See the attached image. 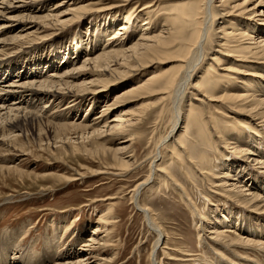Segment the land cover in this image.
Masks as SVG:
<instances>
[{"label": "bare ground", "instance_id": "1", "mask_svg": "<svg viewBox=\"0 0 264 264\" xmlns=\"http://www.w3.org/2000/svg\"><path fill=\"white\" fill-rule=\"evenodd\" d=\"M48 1L50 0H0V173L4 171L6 162L8 171H11V169L18 171L17 168L19 166H9L11 164L9 160L20 157L25 159L24 156L29 154L24 143L21 142L20 137L23 133H25L26 137H28V133L33 135L35 137L34 140L40 146L44 145L42 144L44 141L48 146L58 144L67 146L71 143L73 134L75 136L82 135L84 137L82 141L85 140V137L87 139H102L105 145L113 141L117 145L116 148L112 149L115 158L119 161L120 159L122 160L120 163L123 167L131 168L135 161V150H131V147L126 144L130 142L127 131L135 128L140 121L146 118L144 114L135 115V117L124 111L122 113L119 107L127 99H132V102H136V100H145L157 92L166 91L163 93L171 95L172 126L151 157L148 178L137 183L133 188L132 194V202L144 214L148 226L157 234V239L151 252V261L152 264H160L155 249L157 245L163 243L162 239L166 235L164 229L153 217L150 208L144 206L145 204H140V193L145 187L154 182L158 174L164 173V171L160 170L157 161L162 159L160 148L166 143L165 141H169L172 138L174 140V136L178 131L179 137L184 136L188 129V126H185L184 133H180L182 123L186 120L181 105L187 93L189 95L188 91L192 89L193 92H197H191V95L187 98L189 100L188 113L191 114L201 109L202 112L201 110L200 112L203 117L205 116L204 114L208 115V117H205L209 120L202 119L207 125L211 123L210 119H212L209 114L211 113L213 116L214 113L209 112L205 108V100L201 97L208 98V96H213V93L217 90L220 92L218 99H222L223 92L226 91L224 102L247 105L241 108L238 114L242 117H249V119L254 121L255 131L250 130V132L255 137H258L259 141L250 137L252 134H248L244 129L242 130L246 125H239L241 131L235 137L230 136L231 139H227L231 140V142L227 140L223 142L227 152L226 156L235 154L238 157L225 165V171L222 170L219 173L221 176L217 180L220 184H216L217 186L223 185L226 189L225 191L229 194H220L227 205L221 208L220 215H215L211 220L213 226L207 228L201 220L198 228H200L199 232H202V234L200 233L198 240L200 245L209 246V248L211 247L214 250L222 261L221 264H229L224 261L225 258L221 257L224 247L244 249L246 247L251 249L253 253L255 249L263 252L264 223H261V221L264 220V185H258L256 179L262 178L264 181V128L257 129L261 126L264 127V27H262L264 26V0L183 1L179 17L175 15L176 18L174 19H163L164 23L161 26L159 20L153 21L151 19L147 10L141 9L135 15L134 9L131 8L125 14L123 13V18L121 17L124 22L121 21L119 25L115 26L113 24L111 26L114 28L108 36L106 44L96 50L85 51L86 56L83 60L80 59L77 62H73V60L67 61L62 68H59V65H55L54 69H51L52 72H46L42 69L40 71L39 68H34L33 71L28 70V72L27 70H22V64L25 62L27 55L35 54L50 47L49 45L53 46L54 38L57 35L56 32L60 27H65L73 21H76L75 24L77 22L81 23V19L86 20L89 16L94 15L87 10V5L84 4L64 9L69 2L68 0H57L54 6L46 11ZM75 1L73 0L70 4H75ZM152 1H147L150 3L147 7L152 6ZM217 2H219L218 7L223 12L222 24L220 26L216 24L218 26H216L217 30L220 29L216 41L218 42L217 46L220 48L215 50L217 55L214 54L211 58L212 62L209 63L208 76H203L200 80L198 75L199 73H204L205 69L204 65H201L205 59V41L211 30L215 28L214 7ZM81 3H83V0ZM125 4L122 1H118V5L113 6L114 8L112 7V9H115L114 12L110 9L105 13H109L108 15L115 14L117 16L116 22H118V16H121L120 13L122 9H125L123 7ZM79 10L81 12L78 16V13L75 12ZM108 19L101 20L100 28L105 27L104 24L108 23ZM139 19L143 23L135 29H133L134 27L130 28V25L139 21ZM191 24H194V26H191ZM190 27L192 28L190 29ZM46 30L52 31L51 35L49 32L42 35ZM82 42L84 41L81 36V40L76 42L77 47L81 46ZM96 43L97 46H100L98 42ZM239 48L246 49L252 58L257 60L252 63H242L243 65L236 64V62H245V60H242L244 55L238 54V57L231 55V52L237 53L240 51ZM140 49L151 50L155 53L151 57L148 54L141 53ZM98 50L101 51L96 53ZM161 54H172L173 61L176 64L167 69L157 67L154 71L149 72L148 76L132 83L123 90L121 89L122 91L120 88L117 89L121 93L117 92L118 94H115L114 92L113 98L105 101L101 110L98 111L99 114L97 116L93 115L94 117L89 120V123L82 121L88 118L87 116H84L83 119L74 116L78 113L74 114V110L80 107L83 101L91 99L90 103H92L94 100L106 98L111 91H114L113 86L117 83H125L127 82L126 80L130 79L134 81L141 77L149 67L157 63L154 56ZM218 56H223L229 60V68L237 67L240 70L243 67H251L254 71L253 74L243 75L249 76L248 78L237 77V81L238 79L243 81L239 86V90H232L234 88L233 85L237 84L236 80H230L226 84L213 71V66L221 63V57ZM125 57L130 59L129 62L124 61ZM32 61V59H29V63ZM244 73H247V71L245 70ZM85 74L96 75L97 80L78 83L81 76ZM211 77H217V80L211 84H206L205 82H208ZM196 79L199 80L194 83ZM157 100L159 99H156V103H158ZM49 102H52V105L48 107ZM224 102H222L223 105L226 104ZM152 103L155 102L153 101ZM142 107L143 110L142 108L141 110L143 112L146 108ZM225 107L230 108L228 105H225ZM256 120H259L260 123ZM113 136H117L118 141H116V138L113 140ZM82 137L80 136V138ZM120 141H123L122 145ZM175 143L177 144L178 142ZM182 153H186V151L181 150L180 153L173 154L170 161L174 160L175 157L182 156ZM161 163L165 165L166 161ZM192 164L195 165L197 171H200L196 164L193 162ZM19 172L22 174L21 170ZM200 174L202 181L208 184V172L202 171ZM254 179L255 182L252 181ZM210 191L212 192V190ZM180 193H185L183 188L180 189ZM240 198L244 201V206L238 204ZM185 199V205L191 207L193 216L198 217L200 220L201 213L193 205L190 197L186 196ZM236 207L240 209L237 212L235 211ZM249 207L252 208L251 212ZM241 210L248 211L247 215L242 216ZM110 211H112L111 208ZM108 215L109 212L101 213V220L105 224L109 223L111 219H108ZM230 225L237 230L239 229L237 238L233 239L232 237L233 240L230 237L223 239V235L227 237L226 233L235 232V229H228V227H232ZM205 229H211L209 234L214 235L213 241H221L223 244L211 243L205 234ZM92 231V234L81 244L83 247L76 249L69 244L70 247L64 250L67 244L65 240H62L63 237L61 238L59 235L45 236L43 241L45 251L41 253L32 249L31 244L28 246L23 244V239L29 234L25 227L22 228L21 232L14 230L3 231L4 233L0 234V264H106L107 258H101V254L92 248L98 239L96 236L102 232L100 225L97 224V226L92 228ZM20 233L22 239L15 242L13 248L8 249L9 246L7 244L18 240L17 237ZM16 235L17 237L13 238ZM54 245H56V248H54ZM218 253L221 255H218ZM205 259L201 258L199 260L202 264H207ZM97 260L103 261V263ZM255 264H264V260H257Z\"/></svg>", "mask_w": 264, "mask_h": 264}, {"label": "rangeland", "instance_id": "2", "mask_svg": "<svg viewBox=\"0 0 264 264\" xmlns=\"http://www.w3.org/2000/svg\"><path fill=\"white\" fill-rule=\"evenodd\" d=\"M68 1L64 9L84 4L87 5V10L94 15L89 16L86 20L81 19V23L77 22L75 24L76 21H73L65 27H60L56 32L57 35L54 38L53 46L49 45L50 47L40 50L35 54H26L22 70L33 71L34 68H39L40 71L52 72L55 65H59V68H62L67 61L73 60V62H77L80 59L83 60L87 51L96 50L106 44V40L114 28L111 26L113 24L115 26L119 25V22L123 18L122 15L128 9H134L135 15L141 9L147 10L151 19L153 21L159 20L161 26L164 23L163 19L179 17V12L182 8L181 4L187 0H153L152 6L149 7H147L150 4L147 2L148 0H83V3H81L82 0H76L75 4H70L73 0ZM118 1L126 4L123 5L125 9H122L121 16H118L119 21L116 22L117 16L115 14L108 15L109 13L105 12L112 9L113 6L118 5ZM56 2L57 0L48 1L46 11L52 8ZM218 5L219 2L214 7V26L216 30L213 28L205 41V59L201 64L204 65L205 69L204 73H199L198 75L200 76V80L203 76H208L207 72H209L210 68L209 63L212 62L211 58L214 54L217 55L215 50L220 48L217 46L218 42H216L219 35L218 31L220 30H217V27L222 24L223 12H221ZM112 10L114 12L115 9ZM80 12L79 10L75 13H78L79 16ZM105 18H109L107 20L108 23L104 24V28H100V22L102 19L105 20ZM142 23V20L139 19L133 25L131 24L132 27L130 25V28L134 27L133 29H135ZM191 26H194V24H191ZM48 32L50 34L52 31L46 30L42 35ZM81 36L84 42L80 43L82 47H77L76 42L81 40ZM96 42L100 46H97ZM239 50L237 53L231 52V55L236 57H238V54L244 55V57H241L245 62H236V64L243 65L242 63H252L254 60H257L252 58L246 49L239 48ZM100 51L98 50L96 53ZM140 52L150 56L155 53L151 50L145 51L144 49H140ZM172 56V54L154 56L157 63L149 67L141 77L134 81L130 79L126 80L127 82L124 81L125 83H117L113 86L114 91H111L106 98L94 100L92 103H90L91 99L83 101L80 107L74 110V114L78 112L74 116L79 119L87 116L88 118L82 121L89 123V120L99 114L98 111L101 110L105 101L111 100L114 92L115 94L119 92L117 89L123 90L132 83L148 76L149 72L154 71L157 67L167 69L174 66L176 63L173 61ZM218 57H221V63L213 66V71L226 84L230 80H236L238 85L234 84L232 90H239L240 84L243 83L241 79L237 81V77L254 73L251 67H243L240 70L237 67L229 68V60L223 56ZM29 59L33 61L29 63ZM129 60L127 57L124 59L125 62H129ZM233 63L235 64V62ZM244 69L247 73H244ZM257 71L261 72L260 70ZM243 77L248 78L249 76ZM92 80H97L96 75L85 74L81 76L78 83ZM197 80L199 79L194 80V83ZM216 80L217 77H211L205 83L211 84ZM163 92L166 91L153 94L155 98L151 96L145 100H136V102H132V99H127L119 107L122 113L132 114L130 116L144 114L146 118L140 121L135 128L127 131L130 142L126 144L131 147V150H135V161L131 168L123 167L120 163L122 160L120 159L119 161L115 158L112 149L116 148L117 145L113 141L106 143V145L102 139H87L85 137V140L82 141L84 139L82 135L75 136L73 134L71 136V143L67 146H60L59 144L55 145L56 147L54 145L48 146L45 141L42 143L44 145L40 146L34 140L35 137L33 135H29L28 133V137H26L25 133H23L20 137L21 142L24 143L29 154L24 156L25 159L20 157L9 160L11 162L9 166H19L17 168L18 171H14V169L8 171L6 169L8 165L6 162L4 171L0 173V234H3L6 230L21 232L22 228L25 227L29 234L23 239V244L27 246L31 244L32 249L38 250L41 253L45 251V247L43 246L45 236L59 235L61 238L63 237L62 240H65L67 244L64 250L70 247L69 244L74 249L83 247L81 244L92 234V228L98 224L102 232L96 236L98 239L92 248L101 254V258H107L106 264H152L151 252L157 239V234L148 226L144 214L132 202V194L135 185L148 178L151 157L156 152L158 144L168 134L172 126L171 95ZM188 92L189 95L187 93L181 105L186 120L182 123L180 133H184L185 126H188V129L185 135L181 136L182 138L179 137V131L176 132L174 140L172 138L169 141H165L166 143L160 148L162 159L158 160L157 163L160 170L164 171V173L158 174L157 178H155L156 181L154 180L153 183L141 191L139 202L150 208L153 217L164 229L166 236L162 239L163 243L157 245L155 249L160 264H202L199 259H205V257L208 259H205V263L207 264H221L222 261L211 247L199 244L198 236L200 237V233L202 234V232H199L200 228L198 226L200 227L201 220L207 228L213 226L211 220L215 215H220L221 208L227 205L221 195L229 194L225 191L226 189L223 185L217 186L216 184H220L217 180L221 176L219 173L222 170L225 171V165L238 157L235 154L226 156L227 152L225 151L223 142L230 138V136L235 137L241 131L239 125H246L242 130L244 129L248 134H252L250 137L256 138L257 141H259V138L250 132V130L255 131L254 121L249 119V117H242L238 114V111H241V108L247 105L224 102L226 91L223 92L222 99H218L220 92L217 90L213 93V96H208V98L198 96L205 100V108L209 112L214 113V118L211 113H208L212 117L210 119L211 123H209L212 125H207L204 122L205 119H209L206 118L208 117L206 114H204L206 117L202 116L201 109V112L198 109L191 114L188 113L189 100L187 98L191 95V92L197 93L196 91L193 92L192 89ZM156 99H159L157 100L158 103H156ZM153 101L155 103H152ZM222 102L226 104L223 105ZM48 104L49 107L52 105V102ZM225 105H228L230 108L225 107ZM142 106L146 108L143 112ZM256 121L260 123L259 120ZM260 128L264 127L261 126L257 129ZM112 138L113 140L116 138V141H118L117 136H113ZM227 141L231 142V140ZM120 142H122V145L123 141ZM175 142L178 143L176 144ZM181 150L186 151V153H182L183 155L178 158L174 156L175 159L170 161L172 155L180 153ZM162 161H166V164L163 165ZM191 161L197 165L200 171H197V168H195V165ZM164 166L165 168H163ZM19 170L22 171V174ZM202 171L208 172V184L202 181L200 174ZM259 180L256 179L258 185H264L262 178H259ZM252 181L255 182V179ZM181 188L184 189V194L180 193ZM185 195L190 197L193 205L201 213L200 220L198 217L193 216L192 208L185 205ZM238 204L244 206L245 203L240 198ZM109 207L112 211H110ZM238 209L236 207L235 211L237 212ZM249 209L251 212L252 208L249 207ZM241 211L242 216L248 213L246 210ZM102 212H109L108 219L111 218L109 223L105 224L101 220ZM250 215L253 216L252 213ZM261 223H264V220ZM228 229L234 230L235 227H228ZM210 230H204L208 236V240L211 243H218V245L220 243L221 245V241L215 242V240H212L214 235L209 234ZM238 231L239 229H235L234 233L228 232L226 233L227 237L223 235L222 238L227 239L230 237L232 239L233 237V239H236ZM16 237L17 235L13 238ZM17 239L12 241L13 243L9 242L7 244L9 246L8 249L13 248L14 243L22 239L21 233L18 234ZM54 248H56V245H54ZM222 252L223 255L221 257L225 258L224 261H227L229 264H233L234 262V264H255L257 260H264V251L261 252L257 249L253 253L251 249L246 247L245 249L224 247ZM218 255L221 254L218 253ZM100 262L103 263V261Z\"/></svg>", "mask_w": 264, "mask_h": 264}]
</instances>
